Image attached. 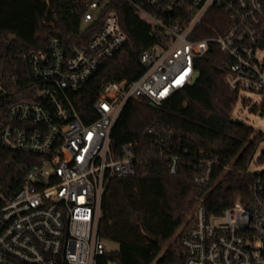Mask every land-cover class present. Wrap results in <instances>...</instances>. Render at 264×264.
Here are the masks:
<instances>
[{"label":"built area","instance_id":"1","mask_svg":"<svg viewBox=\"0 0 264 264\" xmlns=\"http://www.w3.org/2000/svg\"><path fill=\"white\" fill-rule=\"evenodd\" d=\"M40 1L44 23L58 19L52 8L61 14L70 10L80 16V38L91 35L82 45L53 35L44 49L22 53L25 80L10 74L0 78V97L16 96L4 107L0 145L32 155L15 189L0 183V264H102L117 249L97 231L103 191L110 177L135 173L132 144L123 143L119 156L110 150L112 126L123 105L139 98L162 104L190 84L194 60L210 46L227 56L224 82L231 91L263 95L264 0H126L152 18L156 42L139 54L144 71L138 78L103 85L93 102L96 118L89 122L80 117L70 93L128 36L110 7L113 0H59L55 6ZM211 8L228 21L220 31L196 36ZM145 133L155 134L153 146L164 154L161 135L152 128ZM167 159L174 174L179 156L168 153ZM215 161L213 155L199 159L193 181L206 183ZM247 170L254 178L246 196L219 213H209L204 198L197 199L189 215L193 223L181 237L184 264H264V168Z\"/></svg>","mask_w":264,"mask_h":264},{"label":"trees","instance_id":"2","mask_svg":"<svg viewBox=\"0 0 264 264\" xmlns=\"http://www.w3.org/2000/svg\"><path fill=\"white\" fill-rule=\"evenodd\" d=\"M51 3L55 6L60 1ZM110 7L118 14L128 42L112 56L101 59L95 74L70 93L85 122L96 118L93 102L103 85L138 78L144 71L139 54L156 42L151 24L134 6L126 0H113ZM51 10L58 19L44 23L40 0H0V78L10 74L25 80L27 63L22 53L44 49L53 35L66 44L87 42L91 34L80 38L79 15L70 10L61 14L60 8ZM226 20L222 11L209 9L203 18L205 26L199 27L196 36L210 33L209 29L220 31ZM226 61L225 54L210 46L194 60L198 77L193 84L175 91L158 106L146 98L129 99L123 105L112 126L110 150L119 156L123 143L132 144L135 173L110 177L103 191L97 231L117 249L108 252L102 264L108 260L120 264H184L186 252L181 237L193 223L188 214L197 199L204 198L209 213H219L236 197L246 196L254 178L247 169L264 140V131H255L232 118L237 93L224 82ZM14 99L16 96L0 97V124L5 120L4 107ZM252 110L264 114V94ZM147 128L163 138L164 154L157 153L153 146L155 134L145 133ZM168 153L179 156L174 174L168 169ZM212 155L216 161L210 179L204 184L195 183L198 160ZM30 156L0 145V183L15 189ZM256 161L264 162V147ZM173 236L172 245L163 250Z\"/></svg>","mask_w":264,"mask_h":264},{"label":"rangeland","instance_id":"3","mask_svg":"<svg viewBox=\"0 0 264 264\" xmlns=\"http://www.w3.org/2000/svg\"><path fill=\"white\" fill-rule=\"evenodd\" d=\"M143 19L148 21L149 23H152V18L147 13H141L140 14ZM262 99V95L260 93L248 91V90H242L237 94V102L234 106L233 112H232V118H239L246 124L253 127L255 131H264V114H261L260 111H253L252 107L256 104H258ZM264 147V140H262L254 154V158L252 159L249 169L250 170H259L264 168V162L259 163L256 161V157L260 154L261 150ZM194 209V207H193ZM192 209V211H193ZM190 212V214L192 213ZM188 214V216L190 215ZM188 218V217H187ZM182 227V226H181ZM178 233V231H177ZM174 240V236L163 245V250L168 246L172 245V242ZM104 242L108 243L111 247H116V244L112 241L105 240L103 238Z\"/></svg>","mask_w":264,"mask_h":264},{"label":"water","instance_id":"4","mask_svg":"<svg viewBox=\"0 0 264 264\" xmlns=\"http://www.w3.org/2000/svg\"><path fill=\"white\" fill-rule=\"evenodd\" d=\"M259 45H260V46H264V30H262V35H261V38H260V41H259ZM197 77H198V72L195 71V73H194V75H193V77H192V80H191L190 84H193V83L196 81ZM235 120H236L237 122H239V123L243 122V121H242L241 119H239V118H235ZM213 151H217V149L214 148Z\"/></svg>","mask_w":264,"mask_h":264}]
</instances>
